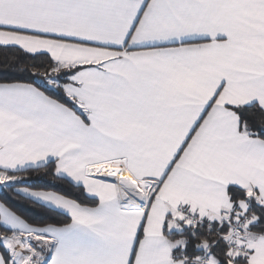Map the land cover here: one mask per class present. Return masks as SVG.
<instances>
[{"label": "snow or ice", "instance_id": "snow-or-ice-1", "mask_svg": "<svg viewBox=\"0 0 264 264\" xmlns=\"http://www.w3.org/2000/svg\"><path fill=\"white\" fill-rule=\"evenodd\" d=\"M0 194V264H264V0H0Z\"/></svg>", "mask_w": 264, "mask_h": 264}, {"label": "trees", "instance_id": "trees-1", "mask_svg": "<svg viewBox=\"0 0 264 264\" xmlns=\"http://www.w3.org/2000/svg\"><path fill=\"white\" fill-rule=\"evenodd\" d=\"M63 187H67V186H63ZM57 190H63V188L57 189ZM71 191L74 192V190H71ZM0 196H2V194H0ZM15 206L22 208L26 214L32 215V216H36L41 212L40 209H36L33 206H30L27 204V202H24V201L17 202Z\"/></svg>", "mask_w": 264, "mask_h": 264}]
</instances>
